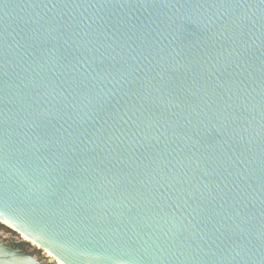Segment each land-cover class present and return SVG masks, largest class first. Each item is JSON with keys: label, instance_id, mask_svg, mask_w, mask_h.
Wrapping results in <instances>:
<instances>
[{"label": "water", "instance_id": "water-1", "mask_svg": "<svg viewBox=\"0 0 264 264\" xmlns=\"http://www.w3.org/2000/svg\"><path fill=\"white\" fill-rule=\"evenodd\" d=\"M0 222L63 264H264V0H0Z\"/></svg>", "mask_w": 264, "mask_h": 264}, {"label": "rangeland", "instance_id": "rangeland-1", "mask_svg": "<svg viewBox=\"0 0 264 264\" xmlns=\"http://www.w3.org/2000/svg\"><path fill=\"white\" fill-rule=\"evenodd\" d=\"M0 237L6 240L7 243L11 242H22L24 243V249L33 255L37 260L44 264H63L47 252L40 248L36 243L29 240L27 237L9 228L7 225L0 222Z\"/></svg>", "mask_w": 264, "mask_h": 264}, {"label": "flooded vegetation", "instance_id": "flooded-vegetation-1", "mask_svg": "<svg viewBox=\"0 0 264 264\" xmlns=\"http://www.w3.org/2000/svg\"><path fill=\"white\" fill-rule=\"evenodd\" d=\"M3 240H4V239H3ZM4 241L6 242V240H4ZM6 243H7V242H6ZM7 244L25 250V249H24V243H22V242H11V243L9 242V243H7ZM25 251H26V250H25Z\"/></svg>", "mask_w": 264, "mask_h": 264}, {"label": "bare ground", "instance_id": "bare-ground-1", "mask_svg": "<svg viewBox=\"0 0 264 264\" xmlns=\"http://www.w3.org/2000/svg\"><path fill=\"white\" fill-rule=\"evenodd\" d=\"M2 222V221H1ZM4 223V222H3ZM9 226V225H8ZM17 232V231H16ZM24 236V235H23Z\"/></svg>", "mask_w": 264, "mask_h": 264}]
</instances>
